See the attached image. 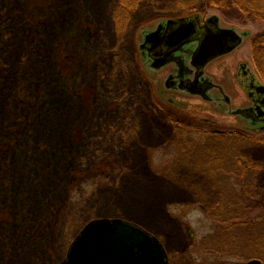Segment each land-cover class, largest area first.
<instances>
[{"label":"rangeland","instance_id":"rangeland-1","mask_svg":"<svg viewBox=\"0 0 264 264\" xmlns=\"http://www.w3.org/2000/svg\"><path fill=\"white\" fill-rule=\"evenodd\" d=\"M118 3L0 0V264H58L77 229L97 218H120L152 233L168 264H264V132L240 142L260 163L254 183L221 168L233 150L223 138L194 133V142H206L151 147L172 137L170 123L161 131L160 111H151L161 71L152 72L138 44L161 11L205 3L139 0L126 29L116 32ZM206 9L248 36L207 67L220 79V66L250 58V37L264 31V19ZM63 54L84 64L66 69ZM90 84L97 90L92 111L81 98ZM115 97L123 104L111 110ZM179 101L183 122L193 128L225 130L236 120L197 98ZM129 114L138 132L125 138L114 128ZM97 163L96 172L86 170ZM75 166L86 173L81 180L73 178Z\"/></svg>","mask_w":264,"mask_h":264},{"label":"flooded vegetation","instance_id":"flooded-vegetation-1","mask_svg":"<svg viewBox=\"0 0 264 264\" xmlns=\"http://www.w3.org/2000/svg\"><path fill=\"white\" fill-rule=\"evenodd\" d=\"M206 11L207 9L202 5L194 10L174 14L161 11V19L156 22L155 28L151 31L143 32L144 34H142V40L138 44V48L146 54L152 72L161 71V87H159L161 96L160 94L155 96L158 102L155 100L151 101L153 105L151 111L153 114L156 113L157 109L160 111L161 131H163L165 122L168 121L170 123L168 136L172 137L168 142L166 139H161L158 144L152 145L151 147H157L163 150V148L167 146L172 147L173 143H177L175 147L184 148V143L187 144V142L193 145L206 142V140L204 142H194L192 136L194 133H200V135H206L207 137L223 138L232 143L233 150L230 151L227 149L225 152L226 155L224 154L225 158L223 157V160H221L223 161L224 167L221 168L235 171L233 174H238L237 176L242 182H247V180L249 181L250 179V183H254L260 163L252 157L247 149V144L241 145L240 142H254L256 140L255 138H257V134L264 132V77L260 74L252 56V37H250L249 43L250 58L245 55H239V58L236 59L235 62H233V60L231 61L230 67L226 64L224 67L220 66V79L216 78L214 72H209L207 70V67L216 60L234 54L246 43L248 36L245 30H241L235 25H225L222 23L221 17L214 13L206 14ZM185 18L195 19L201 33L205 31L215 33L216 38L213 39L214 45H216L215 42H219L222 50H224L223 53L208 61L201 71L192 63V55L196 52L202 38V36H199L200 31H198V29L197 31L194 29L191 36L189 35L190 38H187L188 36L185 37L182 40L184 42H170L168 39L169 31L172 29L170 27L168 28L167 23ZM130 21L131 16L126 25H128ZM113 23L116 25L115 19ZM157 29H159L158 34L161 35V39L164 40V47L169 51L165 57H162L159 54L164 53L165 49L161 48V45L154 48L153 54L158 55V58L164 62L159 69L152 67L153 60L148 50L151 49V44L153 42L151 43V40H146V37L148 36L149 40L151 33ZM115 31L118 32L117 27H115ZM71 60H73L72 65L84 64L80 58L73 57ZM154 86H156V84ZM96 91L94 85L90 84L81 93L84 106H86L89 111H92L96 105ZM239 91L243 96H241ZM185 97H193L206 102L211 108L231 115L235 117L236 120L232 125H224L229 127L225 130H200L191 127L190 124L186 125V123H184L186 120L181 117L184 114L179 101L185 99ZM118 98L115 97L114 102L108 104L107 107L111 110H116L119 105L123 104V100ZM198 118L200 119V117L196 115L195 119L198 120ZM116 121H118V118H116ZM133 121L132 115L130 114L123 116L120 123H118L121 126L118 128L115 127L114 131H120L125 138L136 136L138 128ZM200 121L215 124L213 119L206 117L201 118ZM109 131H111V127ZM166 143H168L167 146ZM100 165L101 164L97 163L94 164V166H87V168L95 169ZM74 168H76V166ZM217 168L219 167L217 166L216 169ZM211 181L213 180L211 179Z\"/></svg>","mask_w":264,"mask_h":264},{"label":"water","instance_id":"water-1","mask_svg":"<svg viewBox=\"0 0 264 264\" xmlns=\"http://www.w3.org/2000/svg\"><path fill=\"white\" fill-rule=\"evenodd\" d=\"M167 26L172 29L168 34L170 42H180L187 36L190 38L194 29L200 31L193 18L170 21ZM158 33L159 29L151 33L152 39L146 37L147 41L153 42L148 53L155 69L161 68L164 62L153 54L154 48L161 45L165 49L164 53L159 54L162 57L169 52ZM199 36L202 38L192 55V63L201 71L208 61L224 50L219 42L214 45L215 33L200 31ZM58 264H168V256L159 238L141 226L120 218H97L88 221L80 229L71 241L66 257ZM242 264L262 262L252 259Z\"/></svg>","mask_w":264,"mask_h":264},{"label":"trees","instance_id":"trees-1","mask_svg":"<svg viewBox=\"0 0 264 264\" xmlns=\"http://www.w3.org/2000/svg\"><path fill=\"white\" fill-rule=\"evenodd\" d=\"M180 1L183 2V0ZM138 2L139 0H119L113 14L116 27L119 32H122L126 28V23L129 21L132 12L139 5ZM201 2L205 3L206 8L209 7L219 10L223 15H225V17L232 16V13L236 19H241L243 17L250 19H264V0H201ZM251 45L253 59L260 71V74L264 77V32L253 35ZM72 58L73 57L68 54H63L61 56L60 60L64 68L67 69L70 65H72ZM217 154L219 153L216 152L215 155ZM76 169L77 168H73L72 170V175L74 176L73 178L79 176L81 180L86 173L84 174L81 170ZM86 170L96 172L93 168H87ZM78 180L76 181L79 182L80 180ZM72 183L76 184L74 180ZM72 188H75V186H72ZM82 226L77 229V232L82 228Z\"/></svg>","mask_w":264,"mask_h":264},{"label":"bare ground","instance_id":"bare-ground-1","mask_svg":"<svg viewBox=\"0 0 264 264\" xmlns=\"http://www.w3.org/2000/svg\"><path fill=\"white\" fill-rule=\"evenodd\" d=\"M67 253V252H66Z\"/></svg>","mask_w":264,"mask_h":264}]
</instances>
